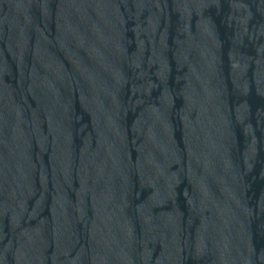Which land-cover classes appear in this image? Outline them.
Listing matches in <instances>:
<instances>
[{
	"label": "water",
	"instance_id": "obj_1",
	"mask_svg": "<svg viewBox=\"0 0 264 264\" xmlns=\"http://www.w3.org/2000/svg\"><path fill=\"white\" fill-rule=\"evenodd\" d=\"M0 264H264V0H0Z\"/></svg>",
	"mask_w": 264,
	"mask_h": 264
}]
</instances>
